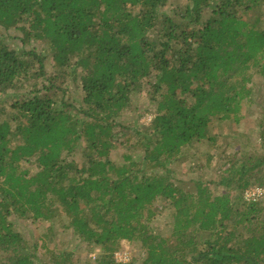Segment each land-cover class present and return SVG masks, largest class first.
<instances>
[{
    "label": "trees",
    "instance_id": "trees-1",
    "mask_svg": "<svg viewBox=\"0 0 264 264\" xmlns=\"http://www.w3.org/2000/svg\"><path fill=\"white\" fill-rule=\"evenodd\" d=\"M1 30L23 47L0 34V264H39L12 218H65L99 251L85 264H135L115 260L122 241L141 245L142 264H264V198L242 199L264 189V121L262 154L229 159L219 195L175 185L169 168L194 143L208 163L210 125L241 120L252 71L264 76V0H0ZM142 94L153 120L124 124ZM117 127L138 154L112 159ZM158 199L172 210L169 238L150 226Z\"/></svg>",
    "mask_w": 264,
    "mask_h": 264
},
{
    "label": "rangeland",
    "instance_id": "rangeland-1",
    "mask_svg": "<svg viewBox=\"0 0 264 264\" xmlns=\"http://www.w3.org/2000/svg\"><path fill=\"white\" fill-rule=\"evenodd\" d=\"M0 34L11 48L20 49L23 47L18 40L12 39V37L20 35L18 31L4 32L1 30ZM24 48H34L41 52L43 46L37 43L24 46ZM47 71L49 74L53 72L50 64L47 66ZM37 80L42 81L40 78ZM66 87H68L67 93L73 95V87L70 85ZM249 87L252 90L251 101L244 104L241 113L242 118L238 124L215 121L210 125V134L216 139L211 150L212 159L208 163H206V155L204 154L208 151L206 144L194 143L191 151L186 149L188 152L184 153L178 162L169 166L172 172L171 181L175 185L182 184V186L189 188L193 182L201 181L208 184L213 195H219L224 190L215 184L219 181L220 175L228 168L227 161L229 159L233 156L262 154L258 133L259 124L264 121V76L257 71H252V81ZM154 109L155 104L148 103L146 95L142 94L141 97L137 98L136 106L134 105L123 114L121 121L127 125L131 124L133 127L134 125L143 126V117L154 112ZM123 131L122 127H117L114 131L117 135L116 149L112 153L114 161L121 160L127 153L131 156L138 154V152L128 148V144L125 142L126 136H122ZM192 157L194 160H191ZM75 160L81 164L78 155ZM21 164L31 173L37 171L32 163L22 162ZM154 213L155 216L150 224L152 231L164 238L171 237L172 210L168 203L158 199L154 203ZM11 222L27 243L36 249L39 264H49L50 251L62 250L71 253L76 264L93 263L99 255L97 249L83 244L73 234L72 230L67 227L65 218H61L52 224L18 218H12ZM116 253L121 254L120 258L124 259L125 263L142 264L146 256L138 242L122 241ZM90 255H94L95 259L90 258Z\"/></svg>",
    "mask_w": 264,
    "mask_h": 264
},
{
    "label": "built area",
    "instance_id": "built-area-1",
    "mask_svg": "<svg viewBox=\"0 0 264 264\" xmlns=\"http://www.w3.org/2000/svg\"><path fill=\"white\" fill-rule=\"evenodd\" d=\"M153 118H154L153 114H146L143 117V125L149 126V124L151 123ZM263 198H264V189L261 187H257V186L249 187V188L245 189L242 193V199L247 204L257 203L260 200H262ZM120 257H121L120 253H115V260L119 263H125V260L121 259ZM90 258H92L94 260L95 256L90 255ZM119 258H120V260L118 261Z\"/></svg>",
    "mask_w": 264,
    "mask_h": 264
}]
</instances>
